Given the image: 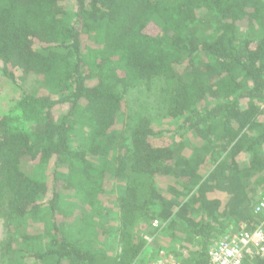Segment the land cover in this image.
<instances>
[{
    "label": "trees",
    "instance_id": "obj_1",
    "mask_svg": "<svg viewBox=\"0 0 264 264\" xmlns=\"http://www.w3.org/2000/svg\"><path fill=\"white\" fill-rule=\"evenodd\" d=\"M0 75L19 91L0 114L4 264L146 262L143 221L181 239L177 264H209L214 239L264 221V0H0ZM143 87L174 145L121 117ZM27 160L52 162V184ZM15 219L41 229L11 232Z\"/></svg>",
    "mask_w": 264,
    "mask_h": 264
},
{
    "label": "rangeland",
    "instance_id": "obj_2",
    "mask_svg": "<svg viewBox=\"0 0 264 264\" xmlns=\"http://www.w3.org/2000/svg\"><path fill=\"white\" fill-rule=\"evenodd\" d=\"M161 93L156 89H148V88H141V89H135L131 90L126 93L124 100L122 102V108H121V117H127L131 116L133 119L134 117L138 115H143L148 117L154 128L162 129L164 135V141L165 143H174L177 140V137L174 138L171 134V131L173 127H175V122L170 121L168 118L164 116V106L161 100ZM19 98V91L14 87L12 83L4 79L0 75V114L7 112L12 105L16 102V100ZM23 168L26 173L28 174H37L38 178H41L49 185L52 184L53 181V163L50 162L48 165H45L41 168H35L33 164L30 161H25L23 163ZM167 182L163 179L157 177L156 179V185L159 189H165ZM125 183L122 180H118L117 182H114V186H112V189L115 190V192H121L125 190ZM48 195L44 196L46 199ZM3 213L0 215V264H4L6 262V257L2 255V245L6 241V239L9 236V231L7 228V220ZM111 214H116L114 208H110ZM111 216V215H110ZM16 219L13 222V229L11 232H18V233H33L39 231L41 228L37 224H31L28 220H25L24 222H21L20 225H16ZM31 221V220H30ZM147 221H143L139 223L134 228V233L143 234V238L147 242L148 249L151 248V251L148 250V253L144 254V257L146 259V262L137 263V264H171L172 262H176V254L181 249L180 247V241L181 239H173L171 236V232H167V235L161 234V231H156L154 235L147 233L148 229L147 227ZM116 221L113 220V226H115ZM159 225V224H158ZM153 226V225H152ZM157 227V226H153ZM109 235V234H108ZM170 235V236H169ZM180 235V234H179ZM110 236V235H109ZM171 237V238H169ZM167 243V249L172 252V254H167V249L159 248L158 244L156 243ZM109 244L112 245L110 248H114L112 251L113 253H117L119 251L117 237L115 238L113 235L110 236V242ZM184 248V247H183ZM187 250V248H185ZM163 251V260L160 261L158 256L160 257V253ZM156 253H159L157 256ZM173 256L174 259H171ZM162 257V255H161Z\"/></svg>",
    "mask_w": 264,
    "mask_h": 264
},
{
    "label": "built area",
    "instance_id": "obj_3",
    "mask_svg": "<svg viewBox=\"0 0 264 264\" xmlns=\"http://www.w3.org/2000/svg\"><path fill=\"white\" fill-rule=\"evenodd\" d=\"M263 208L264 198H261L255 206V211L258 212ZM158 224L159 221L153 219L152 225L158 226ZM207 255L209 264H252L256 259L264 261V221L252 229H249L245 222L231 227L230 231L211 242ZM163 258L161 251L160 261Z\"/></svg>",
    "mask_w": 264,
    "mask_h": 264
}]
</instances>
